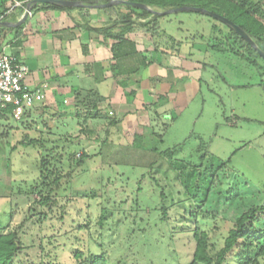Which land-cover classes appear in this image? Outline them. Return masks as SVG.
Returning a JSON list of instances; mask_svg holds the SVG:
<instances>
[{
  "label": "rangeland",
  "instance_id": "rangeland-1",
  "mask_svg": "<svg viewBox=\"0 0 264 264\" xmlns=\"http://www.w3.org/2000/svg\"><path fill=\"white\" fill-rule=\"evenodd\" d=\"M101 5L82 8L96 19L109 15ZM134 14L142 29L156 15ZM160 18L172 33L183 21L210 50L202 93L157 131L159 139L104 140L103 132L95 139L84 126L66 133L42 111L23 127L0 107V234L18 236L12 264H76L78 252L104 255L108 264H190L195 229L207 233L216 257L238 217L264 205L263 60L254 65L232 45L212 51L231 34L216 18L186 11ZM19 123L23 133L12 132ZM255 228L251 252L241 239L224 264H247L259 252L264 210ZM248 264H264V253Z\"/></svg>",
  "mask_w": 264,
  "mask_h": 264
},
{
  "label": "crops",
  "instance_id": "crops-1",
  "mask_svg": "<svg viewBox=\"0 0 264 264\" xmlns=\"http://www.w3.org/2000/svg\"><path fill=\"white\" fill-rule=\"evenodd\" d=\"M74 10L35 11L36 22L27 19L19 32L7 31L13 26L0 27V50L15 54L28 66V87L48 85L44 101L27 110L20 123L24 127L32 121L34 111H42L66 133L84 126L82 133H96L95 139L100 132L105 134L104 140L114 133L121 141L131 133L140 141L159 139L157 131L174 116L179 117L202 93L208 45L193 38L192 27L183 21L180 23L186 28L178 27L172 33L161 24V18L157 20L160 32L180 44L174 47L176 42L163 37L156 43L152 33L133 18L135 14L124 39L112 38L84 28L86 22ZM105 11L109 15L96 19L90 13L89 25L114 26L111 32H120L122 24L114 23L120 18ZM23 12L15 9L5 21L16 23ZM58 107L63 110L59 112ZM20 123L12 125V132H22Z\"/></svg>",
  "mask_w": 264,
  "mask_h": 264
},
{
  "label": "trees",
  "instance_id": "trees-1",
  "mask_svg": "<svg viewBox=\"0 0 264 264\" xmlns=\"http://www.w3.org/2000/svg\"><path fill=\"white\" fill-rule=\"evenodd\" d=\"M32 0H0V20H6L8 14L7 13L15 4V2H20V6H17L16 9L19 10V13L23 12L26 6ZM85 4L89 5H98L106 4L111 0H80ZM131 2L143 3L153 10L156 11H165L173 8H178L182 6H195L202 7L208 9L210 11L216 12L227 17L229 20L238 24L242 27L256 42L258 47L264 51V8L259 4L254 2L253 0H128ZM125 5L128 9L127 13L120 12L117 15L120 20H115L114 23H121L122 28L120 32H111L114 26L109 28H97L89 25L88 17L89 9H85L82 7H63L57 6L50 3L40 2L38 4L33 5L32 13L37 10H45V9H59V10H74L77 9L80 11L82 15V19L86 22L82 25L84 28L95 31L101 34L108 35L112 38L116 39H124V35L132 28V16L134 13H139L141 17L146 18L147 16L152 15V11L144 8H137L131 6L129 4H118ZM114 7L110 6L105 7L104 10L115 13ZM156 8V9H154ZM159 9V10H157ZM202 13V12H201ZM207 15L205 13H202ZM166 14L159 15L156 14L153 16L152 21H148L144 24V27L150 31L153 37L156 39V43L160 37L166 39L168 42H176V40L169 36H162L161 30L158 27V18L165 16ZM208 16V15H207ZM23 25H18L16 28H7L8 30H16L17 32L21 31ZM231 34L227 35L226 42H219L211 45L212 50L225 52L226 46L231 47V51L234 54L242 57H246L250 63L254 65H260L258 59H262V57L258 54L255 48L247 42L242 36H240L237 32L230 28ZM180 42H176L175 46H178ZM220 44V46H219ZM157 45V44H156ZM239 45V47H236ZM158 47V45H157ZM264 62V60H263ZM6 112H12V106H8L7 108H3ZM36 140L31 139L29 144H35ZM84 155H82L79 162L84 160ZM47 169V168H46ZM48 171V170H47ZM44 178H48V176L43 175ZM55 184H58V177L54 179ZM43 183H46L45 179H43ZM51 191V190H49ZM49 200L47 196L45 198V202ZM47 203V202H46ZM264 210V205L260 207H253L247 212H244L240 217H238L235 226L229 231L228 236L225 239L224 247L218 252L216 257H213L208 252V235L205 232H201L199 229L194 230V240L196 242L195 251L193 254V259L190 264H224L227 259V255L233 251L235 246L239 243L241 239L245 240L244 248L251 252L253 248L252 237L256 230L255 223L259 221V214ZM262 238V236H261ZM260 239V238H259ZM20 249V244L18 240V236L15 232H9L5 234H0V264H12L14 257L18 253ZM264 253V245L260 246L259 252L253 258H248V263H251L259 257V255ZM78 262L76 264H108V260L104 255H90L89 257L83 258L82 253L78 252L75 254ZM43 264H60L58 262H46Z\"/></svg>",
  "mask_w": 264,
  "mask_h": 264
},
{
  "label": "built area",
  "instance_id": "built-area-1",
  "mask_svg": "<svg viewBox=\"0 0 264 264\" xmlns=\"http://www.w3.org/2000/svg\"><path fill=\"white\" fill-rule=\"evenodd\" d=\"M17 6H20V2H15L7 13L13 12ZM28 71V66L15 54L0 50V107L11 105L16 120L22 119L27 110L46 98L47 83L30 89L25 82Z\"/></svg>",
  "mask_w": 264,
  "mask_h": 264
},
{
  "label": "water",
  "instance_id": "water-1",
  "mask_svg": "<svg viewBox=\"0 0 264 264\" xmlns=\"http://www.w3.org/2000/svg\"><path fill=\"white\" fill-rule=\"evenodd\" d=\"M40 2L50 3V4H54L57 6H63V7L96 6V5L85 4L80 0H32L26 6V8L22 14V17L18 22L12 23L9 21L0 20V27H4V26H13L14 27V26H18V25L22 24L27 19L28 15L32 12L33 5L38 4ZM118 4H129V5L137 7V8L148 9V10H151L154 14H159V15L169 14V13H174V12H180V11H188V10L205 13L208 16H211L213 18L220 20L221 22H223L224 24L229 26L231 29H233L235 32H237L240 36H242L245 40H247V42L249 44H251L255 48V50L258 52V54L264 60V51L258 47L256 42L251 38V36L242 27H240L238 24H235L234 22L229 20L227 17H225L221 14H218L216 12L210 11V10L202 8V7H195V6H182V7L173 8V9H169V10H165V11H156V10H153L152 8H150L149 6H147L143 3L131 2L128 0H111L110 2H108L106 4H102L101 6L107 7V6H113V5H118Z\"/></svg>",
  "mask_w": 264,
  "mask_h": 264
}]
</instances>
